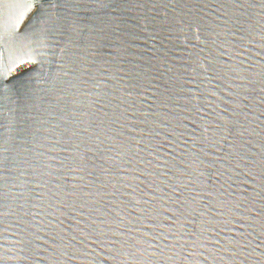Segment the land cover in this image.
Wrapping results in <instances>:
<instances>
[{"label": "water", "instance_id": "1", "mask_svg": "<svg viewBox=\"0 0 264 264\" xmlns=\"http://www.w3.org/2000/svg\"><path fill=\"white\" fill-rule=\"evenodd\" d=\"M0 264H264V0H0Z\"/></svg>", "mask_w": 264, "mask_h": 264}]
</instances>
